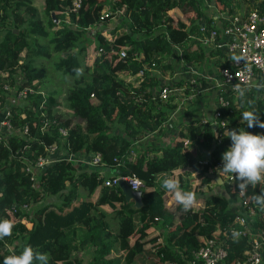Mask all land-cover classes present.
Here are the masks:
<instances>
[{
  "label": "trees",
  "instance_id": "16d2710c",
  "mask_svg": "<svg viewBox=\"0 0 264 264\" xmlns=\"http://www.w3.org/2000/svg\"><path fill=\"white\" fill-rule=\"evenodd\" d=\"M210 1L218 13H229L241 3ZM243 1L247 9L264 10V0ZM74 6V0H43L41 16L33 0H0V109L8 94L5 83L15 91L31 89L23 100L10 106L8 119L14 132L8 135L7 143L0 141V220L14 223L12 235L0 240V248L12 246L7 255L20 254L25 246L37 243L35 249L48 253V264H85L87 253L91 257L86 264H181L193 259L194 252L209 238H215L226 250L220 264H242L252 242L231 232L238 225L237 211L229 209V199L246 202L264 218L261 205L254 200L261 186L242 192L236 176L229 180L230 173H224L222 193L212 173L231 146L226 135L233 128L246 127L241 115L246 99H254L255 93L248 97L227 95L229 104L221 108L227 120L224 127L187 122L166 145L147 148L135 143L163 129L170 112L178 106L176 95L162 98L155 90L164 86L158 74H173V59L179 61L175 47L189 66H198L207 54H216L215 50L207 53L194 42L212 27L198 21L203 15L199 3L79 0L73 10ZM106 9L109 12L101 18ZM51 10L58 22L53 21ZM90 30L95 43L92 62L87 63L86 33ZM122 49L124 56L119 55ZM52 54L59 55L54 67L61 76H72L66 107L87 116L85 123L72 124L58 111L54 91L45 88V70L36 62ZM216 63L223 64L219 59ZM184 82L180 78L171 87ZM189 89L184 91L189 93ZM252 109L264 120L261 98H256ZM24 127L27 134L20 131ZM247 130L264 134L260 127ZM52 143L72 154L99 153L101 164L78 169L74 160L63 157L48 163L34 184L26 172V162L34 163L45 155ZM133 147H138L135 153ZM101 173L104 175L99 178ZM125 174L136 175L143 184L138 207L125 199L118 185L103 184L104 177ZM168 177L179 180L181 190L196 194L192 209L185 211L170 199L173 195L162 186ZM44 194L54 199L40 203ZM199 198H203L201 204ZM74 202L91 204L88 223L80 219ZM34 205L37 207L30 213ZM50 206L60 213L68 210L75 222L54 231L45 214ZM155 225L166 229L162 241L153 233ZM47 232L51 236L40 241L38 234L46 236Z\"/></svg>",
  "mask_w": 264,
  "mask_h": 264
},
{
  "label": "built area",
  "instance_id": "2783aa9c",
  "mask_svg": "<svg viewBox=\"0 0 264 264\" xmlns=\"http://www.w3.org/2000/svg\"><path fill=\"white\" fill-rule=\"evenodd\" d=\"M75 6L73 10L79 5V0H74ZM107 13L103 11L101 18ZM222 19V24L217 25L211 23V28L209 31L205 32L202 36L195 37L194 42L205 48V50H215L217 58L223 64L219 66L218 73L220 75V82L216 87V93L213 100V105L211 106V111L208 114L202 115L197 123H212L214 127L220 125L224 127L227 120L222 117L221 108L229 104V99L227 95L232 94L234 96H240L236 91H234V86L240 84L244 96L248 97L252 92L255 93L254 107L256 106V98H259L264 94V10L260 11L257 8H250L243 11H231L226 13H219ZM204 24V22L202 23ZM209 24V23H208ZM175 53L180 59V50L175 47ZM120 56L125 55V50L122 49L119 52ZM186 65V64H185ZM187 66V65H186ZM189 66V65H188ZM158 93L162 98H166L170 95H176L179 100L178 106L170 112L169 118L166 125L174 111L179 109L184 100L192 99L193 93L196 92L190 86L189 90L191 92L186 93L184 91L185 86H173L163 84ZM4 89L10 91L13 86H9L8 83L4 84ZM31 89L23 88L21 90L15 91V100L21 101L27 92ZM184 93L183 97L180 99L179 94ZM10 115V110H7L3 119L1 120V125L4 127L2 131L0 129V141L7 143L8 135L14 132L8 116ZM195 124V122L193 123ZM165 128V126H164ZM163 128V129H164ZM162 130V129H161ZM5 131V132H4ZM6 131L8 133H6ZM24 134H27L28 129L24 127L20 129ZM63 135L66 134L65 129H60ZM160 131V130H159ZM63 151L66 154L63 155ZM56 153L58 159L63 157L72 159L76 161V158L72 153H68L66 147L60 146L57 143H52L47 147V152L43 156H39L34 163L26 162V172L29 174L30 178L36 184L38 174L40 171L52 161H55L51 156ZM89 162L92 165L101 164L99 153L89 155ZM56 159V160H58ZM216 167H222V161L218 162ZM104 174L101 173L99 178H102ZM124 180L130 188L137 190L142 188V182L134 174L125 175H115L103 178V184L106 186L118 185L119 180ZM229 180L233 179V174L228 177ZM135 186V188H134ZM245 207L254 212V209L243 202ZM25 208L28 206L24 205ZM264 211V207H262ZM235 221L237 222V227L232 228L231 232L235 236L241 235L250 239L252 242V249L248 257L243 261L242 264H256L260 261V254L258 248L261 244L260 241L255 238L251 239L250 231L248 227V219L244 215H236ZM264 242V238L262 240ZM226 255V250L223 244L217 241L215 238H209L204 245H202L198 250L194 252V258L190 260H185L181 264H220ZM167 264H176L174 261H169ZM238 264V263H233Z\"/></svg>",
  "mask_w": 264,
  "mask_h": 264
},
{
  "label": "crops",
  "instance_id": "0c3cea01",
  "mask_svg": "<svg viewBox=\"0 0 264 264\" xmlns=\"http://www.w3.org/2000/svg\"><path fill=\"white\" fill-rule=\"evenodd\" d=\"M198 3L201 6L202 9V13L206 12V14H203L198 21L200 23L206 22V23H213V24H217L218 26L221 25L222 23V19L220 14L217 11H213L212 6H214L210 0H204V3L201 0H198ZM208 4V5H207ZM204 5H206L207 7H204ZM210 6V7H209ZM247 3H245L243 0H241L240 4L234 5L233 9L235 11H243L247 9ZM181 10V9H180ZM206 10V11H205ZM207 10L210 12V14L208 15ZM182 12V11H181ZM208 53V50H206ZM216 58L217 55L215 54L214 56H211L210 54H207V56L205 57L204 61L198 65V66H186L182 61H178L176 59V61L185 67H188V69L190 70V72L188 73H184L185 79H184V75L182 76H178L177 80L180 78H183L185 80V82L183 84H186L187 88H189L190 86L192 87V89H195L196 92L193 93L192 99L189 100H185L184 103H186L188 105V103L194 101V103L200 102V110H205L206 106H211L213 105V100H214V96L216 93V87L218 86L219 82H220V75L218 73V69L219 66L216 63ZM209 61H208V60ZM158 72V71H157ZM173 74H177L174 73V69H173ZM160 76V80L162 78V76L160 74H158ZM198 78H200L199 81H196ZM161 84H165L161 81ZM201 84V85H200ZM182 85V84H181ZM181 85H177L179 88ZM185 86V85H183ZM155 90H159V89H155ZM182 95H184V93H181V95L179 94V98L181 99ZM261 98L264 101V94H262ZM15 100V94L13 91H8V94L6 95V102L5 105L0 109V129L2 131V128H4L1 125V120L3 119L5 113L7 110H9L10 106L14 103H18L19 101ZM183 103V104H184ZM246 105L249 107V109H251V107L254 106V99H250L247 98L245 101ZM246 106V107H247ZM182 104L180 106L179 109H176L174 111L173 116L171 115L167 125H165V128L160 130V131H155L149 134H146L145 137H143L141 140L136 141L135 143L140 144L141 146L146 145L147 142H151L153 144H157L160 141V144L162 145H166L167 143H170L174 140V137L176 136V134L178 133L179 128L183 125L186 124L187 122H196L193 120L195 114H187L185 116L184 113L181 112L182 108ZM245 107V110H247V108ZM184 108H186V106H184ZM207 108L206 112L209 110ZM209 112H207L206 114H208ZM202 115L199 114V117H201ZM192 120V121H191ZM175 130V132H174ZM3 132V131H2ZM5 132V131H4ZM6 133H8L6 131ZM170 134H173L170 135ZM158 146V145H155ZM138 147H133L132 148V152L135 153V151L137 150ZM75 157H78V159L76 158L75 161V165H78L77 167L79 168H83L86 169L88 168L90 164L89 162V154L84 152V151H79L75 154H73ZM80 155V158L79 156ZM58 155L56 153L52 154V158L53 159H58L57 157ZM216 169H218L217 167H215ZM214 179L217 182V190L219 192H223V188H222V182L223 179L221 177V179L218 180L219 177V173L218 171H214L213 173ZM174 198L173 196H170V199ZM199 203L201 204L203 202V198H199ZM74 204H79L78 202H74ZM91 205V204H89ZM31 209V208H30ZM229 209L232 211H237V215H244L246 216V218L248 219V227H249V231H250V237L251 239L255 238L256 240L260 241L261 244L258 248L259 254H260V261L256 264H264V242L262 241L264 238V232H263V228H264V218L262 217V214L260 215V212L254 211L253 213L251 211H249L245 205L238 199V198H230L229 199ZM53 228V225H52ZM153 233L156 234L158 236L159 241H162L163 238L165 237V233H166V229L162 228V227H158V225H155L152 227Z\"/></svg>",
  "mask_w": 264,
  "mask_h": 264
},
{
  "label": "clouds",
  "instance_id": "9594fccd",
  "mask_svg": "<svg viewBox=\"0 0 264 264\" xmlns=\"http://www.w3.org/2000/svg\"><path fill=\"white\" fill-rule=\"evenodd\" d=\"M241 97L244 91L240 84L234 86ZM241 123L246 127L233 128L226 135L231 139V146L222 154V167H217L218 180L222 174H234L239 181L238 187L244 192L251 186H261L259 194L254 196L256 203L264 207V134L248 131V128H264V120L256 109L244 111L241 115ZM163 188L171 193L174 200L185 211L194 207L197 202L196 194L192 191H183L179 180L168 177L163 180ZM135 188V186H134ZM136 189V188H135ZM14 223L11 219L0 220V240L12 235ZM235 235V233H234ZM49 255L39 251L31 245L25 246L20 254L12 253L4 256L3 264H48Z\"/></svg>",
  "mask_w": 264,
  "mask_h": 264
},
{
  "label": "rangeland",
  "instance_id": "374dc122",
  "mask_svg": "<svg viewBox=\"0 0 264 264\" xmlns=\"http://www.w3.org/2000/svg\"><path fill=\"white\" fill-rule=\"evenodd\" d=\"M201 1L204 3V0H201ZM197 2H198V0H197ZM33 3L37 7L39 14L41 16H43V0H33ZM204 7H207V6L204 5ZM180 9H181V11L183 13L186 12V9H185L184 6H181ZM212 9H213V11H215V8L213 6H212ZM105 12L108 13L109 9H106ZM207 12H208V15H209L210 12L208 10H207ZM203 14H206V12H203ZM189 16L194 17L195 14L193 12H189ZM115 23H118V22L117 21L114 22V23L110 22L109 24H111V26H112ZM86 36L88 37V40L86 41V43H87V51L85 52L86 55H85L84 59H85V61H87V63H91L92 62V58H93V47H94V43H95L94 42L95 38H94V35H93V31L90 30V32L86 33ZM43 40L46 43L47 39L43 38L42 41ZM58 58H59L58 54H52L51 57H48V58L40 57L37 60V62H36V63L41 64L43 66L44 70H45L46 77H47V78H45V88L48 89V90L54 91L56 99L59 102V105L57 106V109H58V111H60L64 115V117L69 118L71 120L72 124L85 123L87 121L86 119H88L87 116H81V115L72 113L66 107V97H67V94H68V85L70 83V80L72 79V76H70V77L69 76H61L60 72L55 69L54 62ZM173 62H174V73H177V74H172L170 76H162V78H161V81L163 83H167V85H170V86L173 85L177 81L178 76L184 75V79H185L186 75L184 73L190 72L188 67L180 65L179 63H177V61L175 59H173ZM199 80H200V78H198L196 81H199ZM183 85H185V87L187 89L186 84H182L181 86H183ZM14 89H12L10 91L14 92ZM189 92H191V90H189ZM181 97H183V96H181ZM186 103L182 104V106H183L182 108L183 109L181 110V112L184 113L185 116L187 114H189V112H190V114H195L193 120L196 121V122L200 118L199 114L200 115H204L205 113H207V112L210 113V111H211L210 106H209V108H208V106H206L205 110H200V102L194 103V101H192V102L188 103V105ZM184 106H186V108H184ZM207 108L209 110L206 112ZM246 108L248 110L249 107L247 106ZM174 132H175V130H174ZM170 135L173 136V134H170ZM146 145H147L146 147L148 148L149 146H155V145L161 146L162 144H160V141L157 144H153V143L148 141ZM64 154H66L65 151H63V155ZM77 156H79V158H80V155H77ZM78 169H79V167H78ZM52 199H54L53 196L44 194V198H43V200L40 203L49 202ZM40 203H38V204H40ZM35 205L33 206L32 209H29L30 213H33V210L37 207ZM74 206L76 207V209H75L76 212L80 213L79 214V217H81L80 219H83V220H85L88 223L86 218H88V215H90V212H91L90 211V209H91L90 205L89 204H85V203H80L78 205L74 204ZM45 214H47L46 218H48L49 223L53 224L54 231L60 229L61 227L67 225L70 222H75V220H76L75 218H73L70 215V212H68V210H66L65 212L60 213V212H57L56 209L54 207H52V206H50L48 209L46 208ZM27 225L29 227V226H31V223H27ZM49 234H52V233L51 232H47L46 236H44L43 234L39 233L38 234V237H40L39 240L40 241L45 240L46 237L51 236ZM31 246L36 248L37 247V243H32ZM5 248H6V246L5 247L3 246L2 248H0V256L2 258V263H3L4 256H7V250L13 249L12 246L7 247V250ZM119 254H121V251L118 252V255ZM90 257H91V254L87 253V254L84 255L83 259H84V263L85 264L90 259ZM121 260L123 262V259H121Z\"/></svg>",
  "mask_w": 264,
  "mask_h": 264
},
{
  "label": "water",
  "instance_id": "95a60500",
  "mask_svg": "<svg viewBox=\"0 0 264 264\" xmlns=\"http://www.w3.org/2000/svg\"><path fill=\"white\" fill-rule=\"evenodd\" d=\"M50 13H51V17L53 18V21L58 22V19L56 18L54 11L51 10ZM14 31L17 32V29H15ZM118 186L121 189V193L124 195L127 201H132L135 207H138L142 204V188L134 190L130 188V186L127 185V183L122 179L119 180Z\"/></svg>",
  "mask_w": 264,
  "mask_h": 264
}]
</instances>
